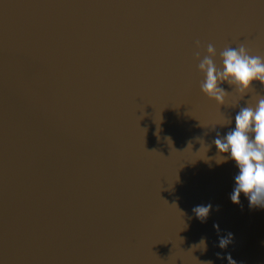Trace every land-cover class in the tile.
<instances>
[{
    "label": "water",
    "instance_id": "1",
    "mask_svg": "<svg viewBox=\"0 0 264 264\" xmlns=\"http://www.w3.org/2000/svg\"><path fill=\"white\" fill-rule=\"evenodd\" d=\"M246 40L264 56V0H0V264H264L214 144L264 85L217 104L195 56Z\"/></svg>",
    "mask_w": 264,
    "mask_h": 264
},
{
    "label": "clouds",
    "instance_id": "2",
    "mask_svg": "<svg viewBox=\"0 0 264 264\" xmlns=\"http://www.w3.org/2000/svg\"><path fill=\"white\" fill-rule=\"evenodd\" d=\"M196 47H200L199 42ZM206 51L207 54L203 57L199 51L195 54L198 69L204 77L200 90L217 104H225L226 99V92L220 87L221 83L234 85L241 96L251 89L255 81L264 85V56L250 54L243 43L237 47H225L219 52L222 67H217L214 59L217 50L212 44L207 46ZM227 124H232V120L230 119ZM214 144L217 149L216 164L231 160L238 169L230 194L232 203L239 205L243 194L250 208H264V96H256L253 105L240 107L234 117V127L224 135L218 133ZM202 148L206 154L209 146L202 143ZM211 210V204L197 205L193 208V213L203 222ZM214 227L219 230L218 225ZM232 240L233 234L228 233L226 237H220L218 246L225 249ZM196 247L206 251V239L201 238ZM217 256L219 257L220 253H217ZM227 260L228 264H237L230 254ZM208 264L212 262L209 261Z\"/></svg>",
    "mask_w": 264,
    "mask_h": 264
},
{
    "label": "bare ground",
    "instance_id": "3",
    "mask_svg": "<svg viewBox=\"0 0 264 264\" xmlns=\"http://www.w3.org/2000/svg\"><path fill=\"white\" fill-rule=\"evenodd\" d=\"M223 26H224V25H223ZM221 27H222V26H221ZM245 43H247V44H245ZM244 44H245V46L249 49L250 54H252V55H260V54H255V53L253 52V50H252V45H251V41L246 40V41L244 42ZM224 45H225V43L217 42V46H218V48H222V47H224Z\"/></svg>",
    "mask_w": 264,
    "mask_h": 264
}]
</instances>
